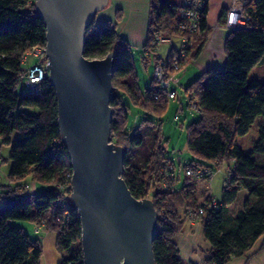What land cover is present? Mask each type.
<instances>
[{"label": "trees", "instance_id": "obj_1", "mask_svg": "<svg viewBox=\"0 0 264 264\" xmlns=\"http://www.w3.org/2000/svg\"><path fill=\"white\" fill-rule=\"evenodd\" d=\"M35 2L0 0V139L11 148L9 183L0 192V264H42L41 235L33 236L13 221L44 223L43 230L57 235L59 264H83L82 223L71 200L73 170L58 124L56 90L48 77L36 91L28 90L22 79L27 74L21 65L23 57L46 45L47 26ZM115 3L111 0L87 28L84 56L100 59L115 52L111 142L126 150L122 178L134 198L152 200L157 210L155 262L185 264L177 237L188 222V212L200 205L205 210L199 224L211 247L203 263L186 264H229L264 238V0H243L248 21L226 38L223 69L202 72L185 90L189 104L197 100L200 108L198 119L186 128L187 148L195 158L185 167H208L215 173L227 161L234 162L218 202L212 196L200 202L197 183L187 176L180 190L164 187L160 173L172 161L160 130L148 118L135 125L130 115L131 107H136L146 115L162 116L170 100L158 86L139 87L133 43L124 32L125 9L119 4L115 8ZM146 6L147 34L142 48L148 53L154 47L156 29L165 36L181 34L180 0H149ZM208 11L201 25L206 34L180 60L181 68L198 60L209 41ZM173 48L166 60L169 67ZM148 57L144 55V63ZM20 85L26 90H19ZM157 92L160 101L152 97ZM29 180L45 188L32 194L27 188ZM241 191L248 195L244 209L230 216L229 205ZM50 210L53 214L47 220Z\"/></svg>", "mask_w": 264, "mask_h": 264}, {"label": "water", "instance_id": "obj_2", "mask_svg": "<svg viewBox=\"0 0 264 264\" xmlns=\"http://www.w3.org/2000/svg\"><path fill=\"white\" fill-rule=\"evenodd\" d=\"M111 0H36L47 26L48 79L73 170L71 200L82 223L83 264H156L157 210L127 187L126 150L111 142L114 51L84 56L86 30Z\"/></svg>", "mask_w": 264, "mask_h": 264}, {"label": "rangeland", "instance_id": "obj_3", "mask_svg": "<svg viewBox=\"0 0 264 264\" xmlns=\"http://www.w3.org/2000/svg\"><path fill=\"white\" fill-rule=\"evenodd\" d=\"M147 3H149V0H116L115 3L117 5L115 6V8L118 7L119 4V6L121 5L125 9L123 21H125L126 23L124 25V31L129 32V36L131 39L130 41L131 43H133L134 64L136 65V72L139 76L138 83L139 87H141L143 90L157 87L154 83L153 75L156 65L155 58L154 56H149L144 63L143 58L144 55L147 54L143 50L141 43L146 40L147 31L145 29L146 34L143 38L140 34L141 23L140 21H138V19L143 15V8ZM132 17H134L135 19L132 20ZM178 46V38L174 39L172 43L166 42L165 44H162L160 46V53L162 55L163 60H167V57L169 56V50L172 47L178 48ZM38 62V59L29 56L27 58V61L25 62L24 67H28ZM177 74L178 79L180 80L178 88L179 100L170 101L168 109L165 113L162 114V116H154L150 114L146 115L142 111L138 110L136 107H131L132 112L130 115V121H132L136 125L148 118L153 121V126H155L157 130H160L163 142L167 146V157L176 166L177 180L175 182L174 187L175 189L180 190L184 187L183 185L187 176L185 175V166L189 165V163H191L195 158L192 156L191 152H189L187 148L186 128L189 124L197 120L199 117L197 110L194 107L189 106L190 100L189 96L185 94V90L191 85L193 81H195L201 76L202 70H200L197 60H190V62L187 65L183 66V68L179 70ZM24 89L25 88L20 85L19 90ZM180 109H183L181 114H179ZM175 117H178L179 120L175 119ZM10 153L11 148L9 146L2 145V141L0 139V192L3 191V184L8 185V181L4 173L8 175L11 170ZM2 159L4 161H2ZM227 162L228 163L223 164L220 169H218L217 172L214 173L211 179H207L205 184L203 183L204 185H211L212 193L214 194L216 199L219 200H221L222 197V188L224 187L227 177L229 175L228 172L232 167H234V162ZM28 182H30V180ZM201 190L202 189H200L199 196H201ZM242 194L247 193H243L242 191ZM242 196L243 195H241V198ZM1 205L2 203H0V206ZM231 207L232 208L230 209L229 215L233 216V214H235V211L239 208L238 202L233 204V206ZM12 223L16 226H21L23 224L31 225V227L33 226V224L25 223L22 221H13ZM25 230L27 232L29 231V229L27 228ZM182 231L183 233L181 235L186 236V234H188L193 239L195 245L200 247L202 253H206L211 247V243L210 241H207L205 239L202 229L194 230L191 228L190 223L186 222ZM30 232L31 235H33V232ZM181 235H179L177 239H180ZM53 241H55V239ZM251 252H248L242 257L236 258L249 257V255H251ZM57 254L61 259V256L58 251Z\"/></svg>", "mask_w": 264, "mask_h": 264}, {"label": "built area", "instance_id": "obj_4", "mask_svg": "<svg viewBox=\"0 0 264 264\" xmlns=\"http://www.w3.org/2000/svg\"><path fill=\"white\" fill-rule=\"evenodd\" d=\"M209 1L210 0H180L179 17L181 18V23L179 24V29L181 34L177 37L165 36L159 28L155 31L154 47L148 52V56H154L155 58L156 65L153 74L155 84L160 87L165 97L170 101L179 100L178 88L180 80L178 79L177 72L182 69L181 63H179L180 60L185 59L197 39L206 34V30H203L201 25L205 18V12L209 8ZM225 16V21L221 24V27H224L229 32L242 29L248 21V16L245 15L244 5L238 3L236 0L232 2V6L229 7ZM177 38L179 46L171 50L174 52V54H172L173 64L169 67V65L166 64L167 61H164L162 58L160 46L166 42L172 43L173 40ZM29 56L38 59L39 62L24 67ZM21 65L24 70L27 71V74L22 77L26 88L30 91H36L39 83L47 78L49 74L46 48L35 47L23 57ZM152 97L157 101L161 100L158 92L154 93ZM189 106L194 107L198 113L200 112V108L197 106V100H192ZM182 111L183 109H180L179 114H181ZM175 119L179 120L178 117H175ZM185 175L197 184H203L208 177L211 179L214 173L208 167L194 165L185 168ZM160 176L164 187L167 189L174 187L177 180L175 164L166 162L161 170ZM230 178L231 174L228 175L226 181ZM27 188L29 189L30 186L28 185ZM213 205H215V202ZM204 210L205 209L200 205L196 207V209H191L188 212L187 220L191 223L199 224ZM44 227V223L37 225L36 233H40Z\"/></svg>", "mask_w": 264, "mask_h": 264}, {"label": "crops", "instance_id": "obj_5", "mask_svg": "<svg viewBox=\"0 0 264 264\" xmlns=\"http://www.w3.org/2000/svg\"><path fill=\"white\" fill-rule=\"evenodd\" d=\"M234 0H210L209 1V11H208V20H207V26L208 28L211 29V33L208 37L209 41L202 50L203 52L201 53V56L197 60V63L199 65L200 70L202 72L211 69L212 67H217L220 69H223L225 63H226V53L224 50L226 38L229 35V31L225 29L224 27H221V19H224L226 16V12L229 9V7L232 6V2ZM238 3L243 4V0H236ZM144 12L143 15L138 19L141 23V32L140 34L144 38V35L146 34V27L148 23V11H147V6L145 4L144 6ZM107 16H103V18H106ZM135 19L132 17V20ZM140 27V26H139ZM125 32V31H124ZM126 36L129 40V32H125ZM141 45H144V42L141 43ZM170 51V50H169ZM148 56V53H146ZM2 161H4L2 159ZM6 175V179L9 183L8 175ZM30 188L29 192L32 194L37 193L38 191L44 189L45 187L42 185H37L35 182L30 181L28 182ZM205 184V183H204ZM204 184H199L196 185V197L200 202H204L208 196H212L216 202H218L219 199H216L214 194L212 193L211 190V185H204ZM6 184H3V186ZM201 190V196H199V192ZM223 189V188H222ZM246 191H243L245 193ZM247 193V192H246ZM241 195L242 198H241ZM248 197L247 194H242V191L239 194L238 199L233 203L239 204V208L235 211V214L244 209V203L246 198ZM240 200V201H239ZM233 204L229 205V208L231 209ZM53 212L50 210L46 214V219H50L52 216ZM234 214V215H235ZM190 223V226L192 229L197 230L201 229V226L198 223ZM27 223V222H25ZM24 229H29L28 233L31 234L30 231L33 232L34 236L41 235L42 239V245L44 249V254L42 258V264H59L60 258L57 254V247H56V242H57V235L52 232H48L46 230H42L40 233H36V228L37 225L33 224L31 225H26L23 224L21 225ZM45 229V227L43 228ZM178 238V237H177ZM55 239V241H53ZM177 243H179V248H180V254H181V259L183 263L187 262H196V263H203L207 259V253H202L200 247L196 246L195 243L193 242V239L186 234V236L181 235L180 239H177ZM264 238H261L254 248L251 250V255L246 258H234L232 259L229 264H264ZM210 249V248H209ZM261 249V250H260ZM209 251V250H208ZM59 259V260H58Z\"/></svg>", "mask_w": 264, "mask_h": 264}]
</instances>
